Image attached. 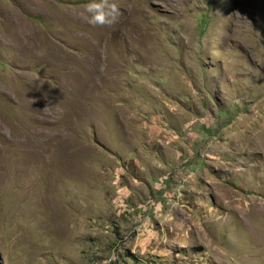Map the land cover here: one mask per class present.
Returning a JSON list of instances; mask_svg holds the SVG:
<instances>
[{
  "label": "rangeland",
  "instance_id": "374dc122",
  "mask_svg": "<svg viewBox=\"0 0 264 264\" xmlns=\"http://www.w3.org/2000/svg\"><path fill=\"white\" fill-rule=\"evenodd\" d=\"M0 264H264V0H0Z\"/></svg>",
  "mask_w": 264,
  "mask_h": 264
}]
</instances>
